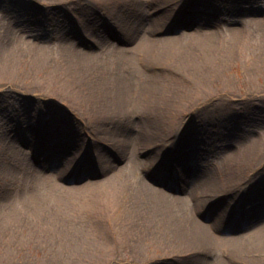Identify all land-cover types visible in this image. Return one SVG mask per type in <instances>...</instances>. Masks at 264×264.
<instances>
[{
  "label": "bare ground",
  "instance_id": "1",
  "mask_svg": "<svg viewBox=\"0 0 264 264\" xmlns=\"http://www.w3.org/2000/svg\"><path fill=\"white\" fill-rule=\"evenodd\" d=\"M177 1L21 0L16 8L22 14L11 17L0 37V96L15 92L22 102H33L29 110L37 117L41 109L38 102L52 108V102L60 98L90 129L96 143L107 147L105 152L113 160L114 169L104 182L93 185L83 179L78 184L91 197V211L80 218L87 219V225L64 228L59 238H52L63 245L61 257L57 256L61 264L121 261L117 248L122 241L124 247L130 244L132 254L126 261L133 264L143 260L144 245L160 251L152 255L151 264L158 257L198 264H204L208 257L218 264H264V225L244 241L222 232L227 223L229 229L236 226L238 218L232 221L229 217L234 214L230 212L241 206L236 197L227 200L225 196L247 193L253 161L263 156V147L248 144L231 153L219 172L197 171L190 179V173L178 170L188 169L185 157L193 152L188 145L192 143L188 141L192 138L190 109L203 98L212 100L218 94L230 93V79L222 76L229 57L220 48L237 47L245 39L244 31L232 33L229 42L213 29L206 33L200 27L198 37L188 34L180 11L186 0H180V5ZM39 8L42 11H35ZM104 9L107 20L94 23ZM72 11L81 16L76 17L80 26H71L75 33L71 36L60 31L57 49L48 47L38 35L30 40L21 35V19L44 17L43 21L54 28L59 18H68L67 12ZM176 30L185 33L181 39L163 35ZM112 38L118 40L117 47L109 46ZM248 68L249 80L264 73V48L261 55L252 57ZM23 83L24 89L19 90ZM42 87L51 93L43 95ZM248 89L245 95L251 96L260 86L250 82ZM39 120L45 122L44 118ZM28 133L16 136L25 144L21 149L17 139L8 134L9 150L1 153L6 161L0 166L18 169L25 158L23 153L36 156V142L27 146L33 141ZM63 159L48 166L36 158L33 162L37 167L28 163L29 170L35 177L43 170V180L66 191L75 185L69 177L85 169L81 163ZM122 159L132 164L150 163L151 171L146 170L132 182L117 167ZM64 167L68 170L60 172ZM33 208L35 214L42 215L43 208ZM13 209L9 204L0 209V231L14 219L4 215Z\"/></svg>",
  "mask_w": 264,
  "mask_h": 264
},
{
  "label": "rangeland",
  "instance_id": "2",
  "mask_svg": "<svg viewBox=\"0 0 264 264\" xmlns=\"http://www.w3.org/2000/svg\"><path fill=\"white\" fill-rule=\"evenodd\" d=\"M20 1L0 0V37L5 34V27H8L11 17L19 18L22 14L16 8L17 4H22ZM177 2L180 5V0ZM184 5V9L181 7L180 11L184 14V27H186L184 31L188 34L198 37L202 27L206 33L212 31L209 29H213L212 32L217 31L225 41L230 40L232 33L238 30L244 31L245 35V39L241 44L238 42L237 47L232 44L231 47L220 48L229 57L222 76L230 79V93L218 94L212 100L207 98L204 101L203 98L199 104L190 109L192 138L188 141L192 143L188 145L192 146L189 149L193 152L191 156L185 157L188 169L181 167L178 170L187 175L190 173V179H193L192 177L199 171L219 172L223 162L226 161L225 157L248 144L264 149V73L258 74L251 80L247 74L252 57L261 55L264 48V0H186ZM35 11L42 10L39 8ZM97 11L99 12L100 9ZM67 13L68 18L64 20L59 18V25L54 28L43 21L44 17L37 16L39 18L32 21L20 18L19 25L24 29L22 37L30 40L33 35L36 37L38 35L48 47L57 49L62 37L59 35L60 31L64 32L63 35L71 36L75 34L71 26L77 27V24L80 26L76 17L80 19L81 16L74 11ZM106 14L107 10L104 9L99 14L100 18L93 20L94 23L107 20ZM42 15L50 16L51 13H42ZM24 18H27V15ZM74 22L76 25L73 24ZM167 34L181 39L185 33L181 31L179 33L177 30L163 33L164 36ZM118 45L117 39L109 40V46ZM33 79L37 80L36 76ZM250 82L260 86V91L246 96ZM25 85L21 84L19 90H23ZM48 91L51 90L42 87L43 95L51 93ZM247 97L248 100L242 99ZM31 103L33 104L31 101L22 102L15 92L0 96V163L6 161L2 159L1 153L9 150L8 134L12 139H17V146L21 149L25 148V144L22 145L16 136L21 132L30 131L28 136L32 137L33 141L27 142V146L31 147L36 142L34 149L37 150L34 157L23 153L25 158L22 164L17 165L18 169L8 168L3 166L4 164L0 166V209L7 204L14 208V212L4 214L11 215L14 219L7 221L9 223L7 229L3 228L4 231H0V264H61L57 256L61 257L63 245L56 243L52 238H59V231L64 228L88 224L87 219L80 220V218L90 210L88 207L91 205V197L78 184L83 179L93 185L104 182L114 169L111 167L112 157L105 152L107 147L96 143L97 139L90 129L76 117L74 110H69L62 104L60 98L55 103L52 102V108L45 106L43 101L38 102L41 108L38 117L29 110ZM55 105L57 106L53 107ZM41 118H44L45 122L40 121ZM187 123H184L182 129ZM13 129L18 131L13 133ZM45 133L51 135L45 137L43 136ZM36 158L41 159L48 166L56 165L64 158L67 163H81L85 170L79 169L69 177V181H74V186L66 191L59 190L51 187L41 178L43 170H40L36 177L29 170L28 163L36 166L33 162ZM253 163L252 181H248L250 185L247 190L250 196L247 193L242 197L238 193L232 195L229 193L225 196L227 200L236 197L241 206L230 212V215L234 214L232 218L229 217L232 221L233 218H238L236 226L229 229L227 223L222 232L243 241L255 234L257 227L264 225V154L256 158ZM117 165L131 181L137 180L140 175L143 176L146 170L151 171L150 163L147 162L144 165L132 164L129 160L122 159ZM64 170L68 168L64 167L59 171L64 172ZM33 207L43 208L42 215L35 214ZM243 216L251 218L250 221L243 220ZM0 225L3 226L2 223ZM113 236L118 244L119 240L116 238L118 236L115 234ZM51 242L53 245H50ZM117 250L122 260L111 264H133L126 261L132 254L130 244L124 247L122 241ZM144 250L146 254L143 252V260L137 264H151L152 255L156 251V254L160 253L152 245L148 247L144 245ZM172 259L173 257H158L153 264H198V262ZM204 264H218V262H213L208 257V261Z\"/></svg>",
  "mask_w": 264,
  "mask_h": 264
}]
</instances>
